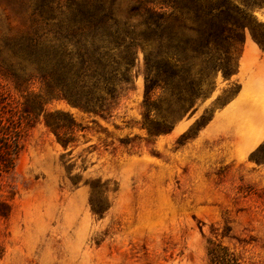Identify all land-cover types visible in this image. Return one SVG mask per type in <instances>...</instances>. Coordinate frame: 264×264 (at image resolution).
I'll use <instances>...</instances> for the list:
<instances>
[{"label": "rangeland", "instance_id": "rangeland-1", "mask_svg": "<svg viewBox=\"0 0 264 264\" xmlns=\"http://www.w3.org/2000/svg\"><path fill=\"white\" fill-rule=\"evenodd\" d=\"M225 1L245 30L235 74L218 72L209 97L169 133L150 138L138 127L140 49L112 117L46 105L81 130L65 147L41 117L27 130L0 188V264H206L207 239L264 264V51L251 36L264 38V0ZM112 8L121 24L141 21L135 0ZM11 10L0 0V36L23 29ZM205 110L212 120L179 139Z\"/></svg>", "mask_w": 264, "mask_h": 264}, {"label": "trees", "instance_id": "trees-1", "mask_svg": "<svg viewBox=\"0 0 264 264\" xmlns=\"http://www.w3.org/2000/svg\"><path fill=\"white\" fill-rule=\"evenodd\" d=\"M5 1L22 18L23 29L9 28L0 36V188L9 184L25 134L40 117L63 147L81 130L68 113L46 105L64 102L87 115L112 117L138 49L143 52L138 127L156 138L196 112L218 72L224 78L235 74L233 51L245 40L225 0H135L140 10L132 12L141 18L136 25L117 20L114 0ZM251 36L264 51V38L252 30ZM209 113L179 139H192L212 120ZM0 216H7L4 203ZM205 255L206 264H255L212 239L206 240Z\"/></svg>", "mask_w": 264, "mask_h": 264}]
</instances>
